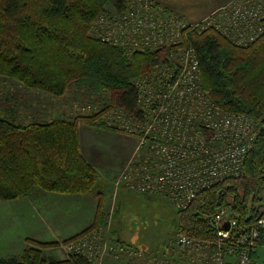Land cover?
Instances as JSON below:
<instances>
[{"label": "trees", "instance_id": "16d2710c", "mask_svg": "<svg viewBox=\"0 0 264 264\" xmlns=\"http://www.w3.org/2000/svg\"><path fill=\"white\" fill-rule=\"evenodd\" d=\"M113 4L123 11L124 0H0V77L26 90L61 99L70 86L89 91L111 107L136 110L133 81L148 72L158 54L125 56L91 31L97 16ZM200 63L202 84L224 112L259 117L264 112V35L246 48H237L214 30L188 33ZM103 95V96H102ZM104 95L107 97L104 98ZM13 113L0 116V201H15L33 189L64 196H100L98 175L81 155L78 124L105 130L89 114L75 119L17 123ZM108 130V129H106ZM264 192V129L243 167V176L200 192L185 210H178V233L199 238L215 234L212 218L228 208L239 221L250 214ZM88 229L65 241L88 234ZM118 243H121L118 239ZM264 246V234L260 241ZM54 243L33 242L0 264H85L80 256L57 260L44 250Z\"/></svg>", "mask_w": 264, "mask_h": 264}, {"label": "built area", "instance_id": "2783aa9c", "mask_svg": "<svg viewBox=\"0 0 264 264\" xmlns=\"http://www.w3.org/2000/svg\"><path fill=\"white\" fill-rule=\"evenodd\" d=\"M207 30L237 48L249 47L264 35V4L234 0L192 24L150 0H124L123 11L96 18L94 35L125 56L159 55L148 72L133 81L135 112L111 107L103 99L81 107L86 115H96L101 126L135 141L130 158L114 177L115 194L125 189L166 197L177 210H185L200 192L243 176L247 155L264 129V112L257 118L224 112L204 88L188 33ZM257 198L255 208L263 211H257L255 222L249 221L250 214L240 222L236 212L217 210L211 238L176 233L153 251L113 242L94 228L62 249L68 257H82L85 264H103L106 258L119 264H264L259 257L264 199Z\"/></svg>", "mask_w": 264, "mask_h": 264}, {"label": "rangeland", "instance_id": "374dc122", "mask_svg": "<svg viewBox=\"0 0 264 264\" xmlns=\"http://www.w3.org/2000/svg\"><path fill=\"white\" fill-rule=\"evenodd\" d=\"M114 11L116 10L113 4H108L104 9V12ZM104 12L98 16L103 15ZM91 31L92 26L90 34ZM93 96L91 92L73 85L61 99H54L43 93L26 90L16 81L0 77V116L13 113V119L22 124L29 120L45 122L58 118L75 119L79 115H86L81 111V107L94 104L96 100ZM107 181L112 189V192L107 194L110 195L108 199L110 200L113 194L118 197V192L121 190L115 194L112 178ZM97 191L100 193L98 197L77 195V198L85 202L73 207L66 203L74 197L46 193L40 189H33L19 200L0 201V258L19 255L26 246L31 245L32 241L54 243L56 247L51 248H58L63 252L62 247L67 239H61L60 236L90 217L89 205H94L96 211L93 213V221L96 219L97 222L92 224L95 229L101 230L105 238L112 239L109 235L112 236L114 231L131 234L143 244L141 247H147L144 243L153 244L154 246L148 249L155 251L159 250L167 238L178 233L175 226L178 221V210L169 198L138 193H126L124 198L118 199L112 196L109 209L104 208L105 212L102 207L107 195L104 188H98ZM258 197L264 199V192ZM89 198H92L91 202L87 201L90 200ZM253 199V195L248 197L246 202L248 207L256 206L257 203L253 202ZM257 211L259 213L263 210L259 208ZM51 238L54 240H50ZM51 248L45 249L44 254H49L48 250ZM259 257L264 261V246H260ZM110 260L112 259L106 258L103 264H110Z\"/></svg>", "mask_w": 264, "mask_h": 264}, {"label": "crops", "instance_id": "0c3cea01", "mask_svg": "<svg viewBox=\"0 0 264 264\" xmlns=\"http://www.w3.org/2000/svg\"><path fill=\"white\" fill-rule=\"evenodd\" d=\"M154 4L164 8V10L169 11L189 23L198 24L202 22L204 19L208 18L214 12L218 11L221 8H225L230 6L234 0H150ZM260 4H264V0H255ZM78 138H79V147L81 151V155L83 156L84 160L92 166L97 175H98V187L100 189L104 188L105 195L110 194L112 192L110 183L107 179L114 177L121 171L124 167L126 161L130 158L132 151L135 146V141L133 137L120 134L111 130H101L95 129L94 127H90L86 124H79L78 125ZM109 177V178H108ZM105 178V179H103ZM107 189L109 191H107ZM118 197L116 195H112L116 199L124 198V194L134 192L122 189L118 192ZM135 194V193H134ZM104 195V197H105ZM110 196V195H109ZM109 196L107 195L106 201L103 203V211L104 208L107 210L109 209ZM73 200H68L72 207L79 206L81 202H85V200H81L77 198L78 196H71ZM88 202L92 201V198H89ZM108 202V203H107ZM119 202V201H118ZM65 203V202H64ZM107 203V204H106ZM112 203L113 200H112ZM69 206V205H68ZM105 206V207H104ZM107 206V207H106ZM88 210L90 213V217L85 219L80 225L73 227L72 229H68L65 234H62L60 237L61 239H69L78 235L79 233L83 232L84 230L91 227L92 223L97 222L96 219L93 221L94 217V205H89ZM106 212V211H105ZM104 212V213H105ZM131 234L127 233H118L114 231L112 234V240L117 241V239L122 244H127L134 248H142L145 250H150L148 247L154 246L153 244L144 243L147 247L143 246L142 243H139ZM133 239V240H132ZM50 240H54L51 238ZM57 240V238H55ZM47 242H51L46 240ZM53 250H56L53 252ZM49 256L54 257L57 260H64L67 256L62 252L60 249L51 248L48 250ZM110 264H117V262H113L110 260Z\"/></svg>", "mask_w": 264, "mask_h": 264}, {"label": "water", "instance_id": "95a60500", "mask_svg": "<svg viewBox=\"0 0 264 264\" xmlns=\"http://www.w3.org/2000/svg\"><path fill=\"white\" fill-rule=\"evenodd\" d=\"M262 205L264 206V202H263ZM223 228H224L225 230H227V229H228V224H224V225H223Z\"/></svg>", "mask_w": 264, "mask_h": 264}]
</instances>
